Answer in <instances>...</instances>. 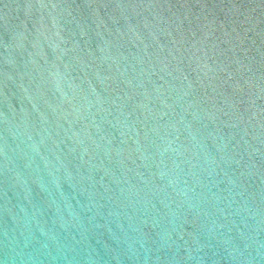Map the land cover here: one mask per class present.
<instances>
[{
  "label": "water",
  "instance_id": "water-1",
  "mask_svg": "<svg viewBox=\"0 0 264 264\" xmlns=\"http://www.w3.org/2000/svg\"><path fill=\"white\" fill-rule=\"evenodd\" d=\"M0 264H264V0H0Z\"/></svg>",
  "mask_w": 264,
  "mask_h": 264
}]
</instances>
